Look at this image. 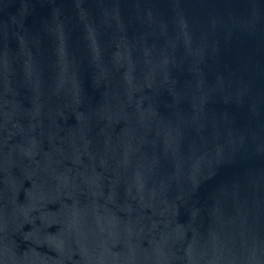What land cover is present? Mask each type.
<instances>
[{"label": "water", "instance_id": "obj_1", "mask_svg": "<svg viewBox=\"0 0 264 264\" xmlns=\"http://www.w3.org/2000/svg\"><path fill=\"white\" fill-rule=\"evenodd\" d=\"M0 264H264V0H0Z\"/></svg>", "mask_w": 264, "mask_h": 264}]
</instances>
